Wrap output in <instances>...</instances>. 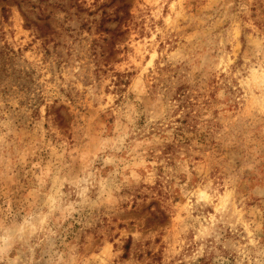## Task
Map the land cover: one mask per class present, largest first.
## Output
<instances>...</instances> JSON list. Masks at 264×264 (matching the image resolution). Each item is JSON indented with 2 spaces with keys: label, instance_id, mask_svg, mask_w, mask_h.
<instances>
[{
  "label": "rangeland",
  "instance_id": "1",
  "mask_svg": "<svg viewBox=\"0 0 264 264\" xmlns=\"http://www.w3.org/2000/svg\"><path fill=\"white\" fill-rule=\"evenodd\" d=\"M0 264H264V0H0Z\"/></svg>",
  "mask_w": 264,
  "mask_h": 264
}]
</instances>
